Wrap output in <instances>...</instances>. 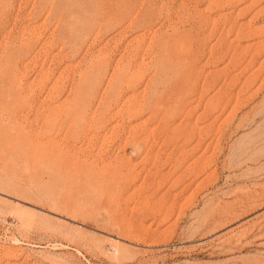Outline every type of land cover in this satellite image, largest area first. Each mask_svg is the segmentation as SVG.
<instances>
[{
    "label": "rangeland",
    "instance_id": "rangeland-1",
    "mask_svg": "<svg viewBox=\"0 0 264 264\" xmlns=\"http://www.w3.org/2000/svg\"><path fill=\"white\" fill-rule=\"evenodd\" d=\"M0 264H264V0H0Z\"/></svg>",
    "mask_w": 264,
    "mask_h": 264
}]
</instances>
